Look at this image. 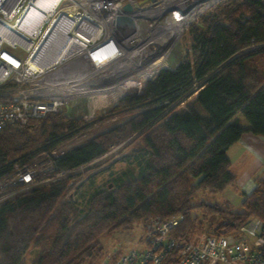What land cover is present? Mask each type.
Returning a JSON list of instances; mask_svg holds the SVG:
<instances>
[{"label":"trees","instance_id":"obj_1","mask_svg":"<svg viewBox=\"0 0 264 264\" xmlns=\"http://www.w3.org/2000/svg\"><path fill=\"white\" fill-rule=\"evenodd\" d=\"M190 34L193 65L186 58L159 70L141 94L120 99L110 116L128 118L52 157L51 176L72 172L141 132L135 167L114 178L109 188L96 190L84 205L65 198L62 180L2 203L0 264H22L30 248L38 250L32 264H85L101 236L152 218L182 215L171 237L188 241L202 229L195 210L218 219L212 235H237L251 219L264 224V168L245 194L235 187L226 155L244 133L264 138V0H219ZM184 97L193 99L184 105ZM80 120L48 114L4 127L0 180L16 164L33 167L41 153L82 128ZM229 187L241 198L238 211L191 203L196 192L222 195ZM176 256L173 251L165 263Z\"/></svg>","mask_w":264,"mask_h":264},{"label":"built area","instance_id":"obj_2","mask_svg":"<svg viewBox=\"0 0 264 264\" xmlns=\"http://www.w3.org/2000/svg\"><path fill=\"white\" fill-rule=\"evenodd\" d=\"M41 1L0 0V130L48 114L92 117L121 99L113 93L124 81L131 80L125 89L133 85L132 90L139 86L141 91L158 70L168 69L140 77L159 56L162 38L176 28L178 41L218 2L51 0L43 8ZM126 4L130 12L122 11ZM119 14L132 20L130 33L125 26L116 28ZM12 184L28 191L36 183L27 166L16 164L0 180V187ZM182 221V215L149 219L143 224L139 250L109 255L94 264H264L261 220H249L237 235H211L200 243L171 237ZM173 251L176 260L165 263Z\"/></svg>","mask_w":264,"mask_h":264},{"label":"rangeland","instance_id":"obj_3","mask_svg":"<svg viewBox=\"0 0 264 264\" xmlns=\"http://www.w3.org/2000/svg\"><path fill=\"white\" fill-rule=\"evenodd\" d=\"M207 12L202 14V16L206 15ZM202 16L195 24L201 21ZM195 24L189 25L180 36L178 44L168 59V69H172L180 61L186 58L189 59L193 65L195 51L192 47V35L190 34V29ZM250 49L252 48L246 49V51H249ZM142 90L139 92L131 91L129 93L138 95L141 94ZM184 98V101H186L184 105L190 103L193 99ZM115 105L107 106L106 108L98 111L92 117L81 119L78 123L81 124L80 126L82 128L74 133L69 139L57 146L53 151L41 153L36 160L33 161V167L30 164L25 165L34 177V181L36 183L34 184L35 187L47 185L55 182L56 180L65 181V198L74 201L77 205H84L87 198L96 190L109 188L112 185V180L114 178L135 167V162L132 158L136 154L135 149L139 146L141 147V132L133 135L122 144L111 147L103 156L72 172L62 174L61 176H51L53 175L51 165L52 157L86 142L101 131L107 130L115 125L122 124L128 118V116H110V113H112ZM180 107H182L181 104ZM238 117L240 118L241 116L238 115ZM238 154L237 159L241 162L246 161L244 166L247 168L256 156L248 146L242 147L241 152H238ZM230 155L231 154L229 153V156ZM235 163L236 162L232 159V174L239 176L242 174V171L238 168L239 165ZM260 175V172L256 173L249 184L254 186L255 180ZM27 189L28 188L23 189V187L16 184L0 187V205L16 195L27 192ZM227 191L226 198L219 194H210L206 191H199L193 196L191 203L194 206L199 205L200 203H205L208 205H216L223 209L228 208L231 211H238L240 209V204L234 202V199H237L235 197L238 196L234 197L229 194L231 193L229 190ZM242 191H244V189H242ZM229 197H234V199ZM193 214L196 215L198 221L202 222V229L201 231H195L189 235L188 241L192 243H200L206 237L212 235V228H214L219 222L216 217L206 215L203 210H195ZM143 224L144 223L142 222H137L128 230H118L111 234L101 236L98 239L99 246L97 252L91 256L85 264H94L109 255L118 256L129 250H139L141 248ZM37 252L38 250L36 248H30L24 255L22 264H32L37 256Z\"/></svg>","mask_w":264,"mask_h":264},{"label":"crops","instance_id":"obj_4","mask_svg":"<svg viewBox=\"0 0 264 264\" xmlns=\"http://www.w3.org/2000/svg\"><path fill=\"white\" fill-rule=\"evenodd\" d=\"M241 120V126H243L244 128H247V124L245 123V121H243V119ZM244 122V123H243ZM249 147L253 153L256 155L254 160L251 161V163L249 164L250 166L247 168L244 165L246 164L245 162H241L237 159V156L239 155L238 152H241L242 147ZM235 149V150H234ZM234 150V151H233ZM229 153L231 154L229 156ZM227 158L230 161V170L232 173V159L233 161H235V164L239 165V169L242 171L241 175H234L235 180H234V184L237 190L242 191V189H244V191H242L245 194H249L250 191L253 188L252 184H249L250 181H252L251 179L253 178V176L260 172L262 173L263 168H264V138L262 137H256L251 135L250 133H244L242 135V137L239 139V141L237 143H235L234 145H232L226 152ZM232 156V158H231ZM257 159V160H255ZM252 183V182H251ZM247 187V188H246ZM227 190H229L231 193V195L238 196V194L236 193V190H234L233 188H227L224 193L222 194V196L224 198H226V192H228ZM234 197H229L234 199ZM237 199H234L235 203H239L241 202V198L235 197Z\"/></svg>","mask_w":264,"mask_h":264},{"label":"bare ground","instance_id":"obj_5","mask_svg":"<svg viewBox=\"0 0 264 264\" xmlns=\"http://www.w3.org/2000/svg\"><path fill=\"white\" fill-rule=\"evenodd\" d=\"M50 1L51 0H43L39 3V5L43 8L47 7L51 4ZM165 30H166V27H165V29H163V31H165ZM177 38H178L177 29L172 28L171 34L163 37L162 41L160 42L161 43V49H160L159 56L156 59H153V60H155V62L152 63L150 66L144 67L145 70L143 71V74H141L140 77H142V75H143V79H144L145 76L151 75L153 72L157 71L158 69L165 68L166 66L168 67V65H167L168 59H169L170 55L172 54L174 48L178 44ZM130 81H124L123 84L119 85L116 88V90L113 93V95L116 99L122 98L124 95H126L130 91H136V92L140 91L139 86H136V89L132 90L133 85H131L130 88L125 89L124 86L129 84ZM138 84H139V82H138Z\"/></svg>","mask_w":264,"mask_h":264},{"label":"water","instance_id":"obj_6","mask_svg":"<svg viewBox=\"0 0 264 264\" xmlns=\"http://www.w3.org/2000/svg\"><path fill=\"white\" fill-rule=\"evenodd\" d=\"M216 1H219V0H216ZM122 11L123 12H130L131 11V6L129 4H126L123 6L122 8ZM115 25H116V28L117 29H121L123 26L126 27L127 29V33H130L132 31V28H133V23H132V20L119 14L116 18V21H115Z\"/></svg>","mask_w":264,"mask_h":264}]
</instances>
